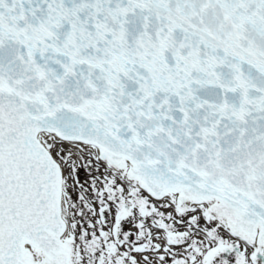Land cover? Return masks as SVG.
<instances>
[{
    "label": "snow or ice",
    "instance_id": "snow-or-ice-1",
    "mask_svg": "<svg viewBox=\"0 0 264 264\" xmlns=\"http://www.w3.org/2000/svg\"><path fill=\"white\" fill-rule=\"evenodd\" d=\"M0 264H264V0H0Z\"/></svg>",
    "mask_w": 264,
    "mask_h": 264
}]
</instances>
